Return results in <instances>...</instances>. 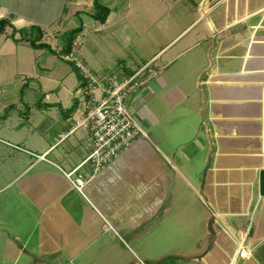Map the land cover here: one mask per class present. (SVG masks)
<instances>
[{"label": "crops", "instance_id": "crops-1", "mask_svg": "<svg viewBox=\"0 0 264 264\" xmlns=\"http://www.w3.org/2000/svg\"><path fill=\"white\" fill-rule=\"evenodd\" d=\"M220 1L198 4L192 78L176 53L123 69L145 68L129 109L148 137L95 172L62 55L79 0H0V264H264V0Z\"/></svg>", "mask_w": 264, "mask_h": 264}, {"label": "rangeland", "instance_id": "rangeland-1", "mask_svg": "<svg viewBox=\"0 0 264 264\" xmlns=\"http://www.w3.org/2000/svg\"><path fill=\"white\" fill-rule=\"evenodd\" d=\"M99 1L112 9L105 24L98 23L90 16L96 11L91 6V0H79V3L70 5L71 11L81 9L72 18L79 20V25L80 19L84 20V30L78 35V51L89 68L102 73L117 68L124 69L126 66L138 67L149 61L150 64L156 60L166 61L170 54L176 53L179 55L175 66L179 71L174 72V77L178 78L179 73L183 72L185 79L192 78V71L188 69L191 59L194 60L196 54L206 51L208 47L203 37L207 33V16L203 15L202 6L198 5L200 0ZM217 1L212 0L213 7L208 15H213L216 8L222 6V1ZM190 40L196 45L185 51ZM55 59L57 63H61L58 58ZM63 64L60 73L66 76L70 70L68 64ZM71 82L75 84L76 80L72 79ZM57 112V108L41 111ZM179 112L178 106L172 110V113ZM165 248L166 245L161 246V251Z\"/></svg>", "mask_w": 264, "mask_h": 264}, {"label": "built area", "instance_id": "built-area-1", "mask_svg": "<svg viewBox=\"0 0 264 264\" xmlns=\"http://www.w3.org/2000/svg\"><path fill=\"white\" fill-rule=\"evenodd\" d=\"M78 38L74 40L71 52L64 56L81 75L77 96L83 105L82 115L72 130L82 127L88 131L91 150L86 161L93 164L95 172H99L138 139L148 137L129 109L133 91L145 84V68L130 76L121 68L95 72L81 58ZM77 171L78 168L65 174L77 189L82 190L87 179L76 175ZM240 254L247 256L245 250Z\"/></svg>", "mask_w": 264, "mask_h": 264}, {"label": "trees", "instance_id": "trees-1", "mask_svg": "<svg viewBox=\"0 0 264 264\" xmlns=\"http://www.w3.org/2000/svg\"><path fill=\"white\" fill-rule=\"evenodd\" d=\"M94 7H95V12L91 14L90 16L97 21L98 23L105 24L107 20L109 19V16L112 12V9L108 7L105 4H102L99 0H94ZM80 15V13H79ZM80 25L67 33H65V39H66V44L64 46V49L62 50V55H67L71 52L72 50V44L74 40L78 37V35L83 32L84 30V23L82 19H80ZM7 26H11V22L8 19H0V32L5 31ZM32 47L35 48H48L51 52H54L49 44L46 43H37V40L34 39H28ZM65 58V57H64ZM69 62V61H68ZM70 63V62H69ZM73 68L76 70L77 75L79 76V80L81 81V75L79 71L76 69V67L70 63Z\"/></svg>", "mask_w": 264, "mask_h": 264}, {"label": "water", "instance_id": "water-1", "mask_svg": "<svg viewBox=\"0 0 264 264\" xmlns=\"http://www.w3.org/2000/svg\"><path fill=\"white\" fill-rule=\"evenodd\" d=\"M260 185H261V195L264 196V169L261 171L260 177Z\"/></svg>", "mask_w": 264, "mask_h": 264}]
</instances>
